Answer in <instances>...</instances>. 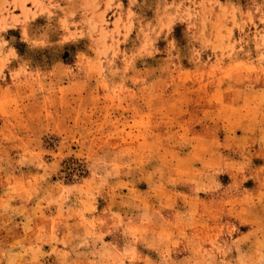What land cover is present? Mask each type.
Instances as JSON below:
<instances>
[{"label": "rangeland", "instance_id": "1", "mask_svg": "<svg viewBox=\"0 0 264 264\" xmlns=\"http://www.w3.org/2000/svg\"><path fill=\"white\" fill-rule=\"evenodd\" d=\"M0 264H264V0H0Z\"/></svg>", "mask_w": 264, "mask_h": 264}]
</instances>
